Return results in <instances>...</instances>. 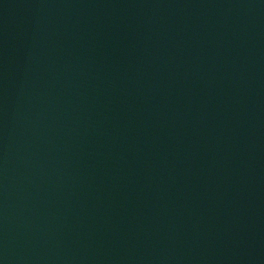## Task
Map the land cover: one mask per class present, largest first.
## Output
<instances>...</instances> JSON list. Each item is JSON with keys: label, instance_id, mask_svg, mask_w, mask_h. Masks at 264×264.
<instances>
[{"label": "water", "instance_id": "1", "mask_svg": "<svg viewBox=\"0 0 264 264\" xmlns=\"http://www.w3.org/2000/svg\"><path fill=\"white\" fill-rule=\"evenodd\" d=\"M0 264H264V0H0Z\"/></svg>", "mask_w": 264, "mask_h": 264}]
</instances>
